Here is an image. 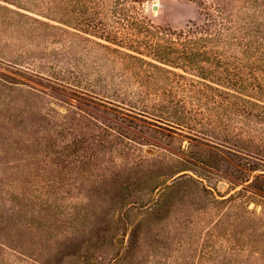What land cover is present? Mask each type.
<instances>
[{"label": "rangeland", "instance_id": "obj_1", "mask_svg": "<svg viewBox=\"0 0 264 264\" xmlns=\"http://www.w3.org/2000/svg\"><path fill=\"white\" fill-rule=\"evenodd\" d=\"M74 2L50 0L63 11L45 20L69 31L48 49L22 40L13 59L15 36L0 35V264H264V115L121 109L98 83L106 60L89 51L93 67H76L88 58L80 46L103 40L77 27ZM216 8L227 34L264 42V0ZM145 11L177 30L209 21L195 0H146ZM235 55L230 66L264 85ZM241 91L264 104V91Z\"/></svg>", "mask_w": 264, "mask_h": 264}, {"label": "trees", "instance_id": "obj_2", "mask_svg": "<svg viewBox=\"0 0 264 264\" xmlns=\"http://www.w3.org/2000/svg\"><path fill=\"white\" fill-rule=\"evenodd\" d=\"M15 1H5L6 5H0V35L7 31L15 36L14 45L21 50L15 57L12 56L13 59L25 56L23 47H19L22 40L40 39L46 43L44 49H48L49 40L50 43L59 42L56 37L59 34L63 36L65 30L69 31L64 19L56 20L58 24L46 21L52 20L47 16L49 12L63 11L62 6L54 9L50 0ZM62 1L66 3L67 0ZM195 1L205 7L209 21L193 28L177 30L155 24L146 14V0H87L83 3L75 0L74 8L78 10L79 19L77 27L95 31L101 35L99 39L103 40L96 41L95 48L91 49L81 45L84 53L80 63L84 56L88 58L76 67L83 65V69L89 68V51L97 53L99 58L106 60H99L101 67H107L99 72L98 83L102 91L113 96L111 100L121 109L127 105L132 112L137 109L140 116L153 114L164 119L161 115L165 112H185L205 106L206 110L217 114L220 110L235 108L247 118L253 115L263 117L264 104L252 100L250 97L253 95L241 91H264L262 78L243 77L242 68L237 67L236 72L230 66L234 62L240 64L241 59L235 53L243 52L250 72L259 70L264 73V42L261 36L255 31L245 32L243 28L235 33L233 28L227 34L222 20L225 18L219 8L222 0ZM60 17H66L65 11ZM70 27L80 31L77 27ZM53 30H57L58 34ZM74 33L80 35L79 32ZM213 67L224 68H218L224 75L215 77L226 83L213 79ZM38 74L43 75L42 72ZM172 93L177 97L172 96ZM188 100L192 105L187 104ZM113 102L110 104L113 105Z\"/></svg>", "mask_w": 264, "mask_h": 264}, {"label": "water", "instance_id": "obj_3", "mask_svg": "<svg viewBox=\"0 0 264 264\" xmlns=\"http://www.w3.org/2000/svg\"><path fill=\"white\" fill-rule=\"evenodd\" d=\"M157 8H158V5H157V4H154V5L152 6V10H153V11L157 10Z\"/></svg>", "mask_w": 264, "mask_h": 264}]
</instances>
